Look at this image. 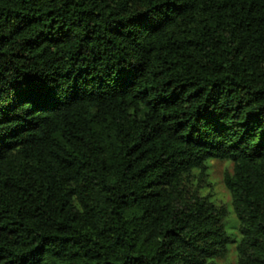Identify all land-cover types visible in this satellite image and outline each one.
I'll return each instance as SVG.
<instances>
[{
    "label": "trees",
    "instance_id": "16d2710c",
    "mask_svg": "<svg viewBox=\"0 0 264 264\" xmlns=\"http://www.w3.org/2000/svg\"><path fill=\"white\" fill-rule=\"evenodd\" d=\"M0 264H264V0H0Z\"/></svg>",
    "mask_w": 264,
    "mask_h": 264
},
{
    "label": "rangeland",
    "instance_id": "374dc122",
    "mask_svg": "<svg viewBox=\"0 0 264 264\" xmlns=\"http://www.w3.org/2000/svg\"><path fill=\"white\" fill-rule=\"evenodd\" d=\"M208 177L204 184H201L200 192L203 195H208L210 200L219 206H224L228 210V216L225 221V228L230 233L233 242L229 244V253L227 260H232L235 257V245L240 239L238 233V221L231 207V198L224 187L223 176L227 170L231 169V164L217 160H210L207 163ZM194 188L199 185L197 175L193 178ZM223 263V262H222Z\"/></svg>",
    "mask_w": 264,
    "mask_h": 264
}]
</instances>
